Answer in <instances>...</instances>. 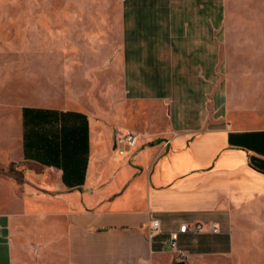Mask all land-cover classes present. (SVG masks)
Listing matches in <instances>:
<instances>
[{
  "label": "crops",
  "instance_id": "crops-1",
  "mask_svg": "<svg viewBox=\"0 0 264 264\" xmlns=\"http://www.w3.org/2000/svg\"><path fill=\"white\" fill-rule=\"evenodd\" d=\"M81 1L131 108L0 111V264H264V0Z\"/></svg>",
  "mask_w": 264,
  "mask_h": 264
},
{
  "label": "rangeland",
  "instance_id": "rangeland-1",
  "mask_svg": "<svg viewBox=\"0 0 264 264\" xmlns=\"http://www.w3.org/2000/svg\"><path fill=\"white\" fill-rule=\"evenodd\" d=\"M81 0H0V111L23 106L71 108L112 121L131 105L121 88L113 31L75 18ZM103 41V42H102ZM113 153L117 154L115 151ZM118 155V154H117Z\"/></svg>",
  "mask_w": 264,
  "mask_h": 264
},
{
  "label": "built area",
  "instance_id": "built-area-1",
  "mask_svg": "<svg viewBox=\"0 0 264 264\" xmlns=\"http://www.w3.org/2000/svg\"><path fill=\"white\" fill-rule=\"evenodd\" d=\"M116 132H117L116 146H115V149L113 151H115L119 156H124L129 149L136 147V145L138 143V136L129 130H124V131H117L116 130ZM166 146H167V143L164 144V147H166ZM186 228L187 227L184 225V226L180 227L179 231L184 233ZM158 229H159V222L156 220H153L151 222V231L156 232ZM200 230H201V227L196 228V231H200ZM211 231L213 233H216L217 229L212 227ZM176 236H177L176 233L171 235V241L172 242H171L170 246L172 249H175V247H176V243H175ZM178 253H179V256L181 258L184 257L183 253H180V252H178Z\"/></svg>",
  "mask_w": 264,
  "mask_h": 264
},
{
  "label": "water",
  "instance_id": "water-1",
  "mask_svg": "<svg viewBox=\"0 0 264 264\" xmlns=\"http://www.w3.org/2000/svg\"><path fill=\"white\" fill-rule=\"evenodd\" d=\"M116 136H117V132L114 131L113 136H112V143H113L112 149L113 150L115 149V146H116ZM176 264H185V263L183 261H181V262H178Z\"/></svg>",
  "mask_w": 264,
  "mask_h": 264
},
{
  "label": "trees",
  "instance_id": "trees-1",
  "mask_svg": "<svg viewBox=\"0 0 264 264\" xmlns=\"http://www.w3.org/2000/svg\"><path fill=\"white\" fill-rule=\"evenodd\" d=\"M7 174L17 177L15 171L12 169V167L7 171Z\"/></svg>",
  "mask_w": 264,
  "mask_h": 264
}]
</instances>
